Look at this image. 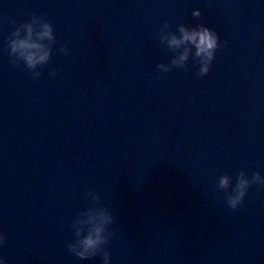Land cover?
<instances>
[{"label":"water","instance_id":"95a60500","mask_svg":"<svg viewBox=\"0 0 264 264\" xmlns=\"http://www.w3.org/2000/svg\"><path fill=\"white\" fill-rule=\"evenodd\" d=\"M33 14L56 32L38 79L7 46ZM165 22L218 32L207 74L195 48L158 69L177 55L160 40ZM241 171L264 174V0H0L9 264H103V252L83 260L68 247L96 206L112 216V264H264V186L236 209L226 199Z\"/></svg>","mask_w":264,"mask_h":264},{"label":"clouds","instance_id":"9594fccd","mask_svg":"<svg viewBox=\"0 0 264 264\" xmlns=\"http://www.w3.org/2000/svg\"><path fill=\"white\" fill-rule=\"evenodd\" d=\"M192 15L199 17L200 9H194ZM169 28V23L165 22L160 29V40L162 43L166 42L168 47L177 50V55L172 58L170 64H158V69L168 72L172 67L184 66L195 48L194 55L198 58L199 64L198 75L207 74L216 58L217 49L221 46L218 32L204 24L198 26L181 24L178 33L169 31ZM55 41L56 32L53 24L49 20L33 14L30 20H25L15 28V31L8 37L7 46L10 48L11 55L15 57L14 63L23 62L26 68L31 71L33 79H38L41 73L35 70L50 61L53 51L51 45ZM62 51L68 53L70 50L65 47ZM253 183L264 186V174L256 172L249 177L243 171L239 173L234 187L226 193V199L231 208L236 209L242 204ZM219 186L225 190L229 189L232 186L231 176L222 175L219 178ZM92 198L98 199L95 195ZM111 222L112 216L104 207H88L83 210L73 225L79 239L69 244V250L83 260L93 258L103 252V264H112L110 252L104 249V245L109 239L107 226ZM82 225H87V229L81 227ZM6 240L5 233L0 231V247L6 243ZM0 264H9L4 255H0Z\"/></svg>","mask_w":264,"mask_h":264}]
</instances>
